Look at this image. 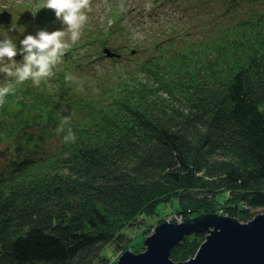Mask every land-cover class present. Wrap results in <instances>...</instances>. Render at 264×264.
<instances>
[{
    "label": "trees",
    "instance_id": "1",
    "mask_svg": "<svg viewBox=\"0 0 264 264\" xmlns=\"http://www.w3.org/2000/svg\"><path fill=\"white\" fill-rule=\"evenodd\" d=\"M216 1L229 4L228 20L208 17L187 32L194 44L182 52L187 59L107 73L101 81L113 88L100 99L101 87L83 85L82 112L68 115L64 105L79 97L77 60L97 66L104 36L120 35L123 50L144 49L119 19L132 13L125 2L111 6L112 34L101 29L69 46L47 83L14 86L0 106V264H116L105 249L122 255L126 232L162 207L186 219L226 200L242 222L264 212V0ZM163 5L177 6L153 0L149 15L163 16L155 11ZM89 71L81 74L92 82ZM63 117H70L64 128L75 133L72 143L62 142L66 132L57 135ZM47 140L56 141L52 153L42 150ZM205 235L182 239L170 259L192 257Z\"/></svg>",
    "mask_w": 264,
    "mask_h": 264
},
{
    "label": "rangeland",
    "instance_id": "2",
    "mask_svg": "<svg viewBox=\"0 0 264 264\" xmlns=\"http://www.w3.org/2000/svg\"><path fill=\"white\" fill-rule=\"evenodd\" d=\"M133 5H131L130 0H91V11L87 13L89 19L88 23L90 24L87 27V30H90L89 35L95 31L103 30L106 34H112L111 22H113L112 12L113 9L111 6L119 5L120 3H126L124 9L126 11L131 10L132 13L130 15H120L119 19L122 23H127L126 30H129V34H132L133 38L138 40L140 46H144V49L138 50V54L134 56H129L127 54L121 58V65L118 68H114V63L111 59H102L98 63L97 66L92 67L91 61L85 62L83 60H77L76 65H79L77 69L79 72H74L72 76L74 79L78 81V85L76 87V97L79 96L74 101H64V105L68 106L66 112L68 115L75 114L79 109L81 112L84 110L82 107L76 103V101L83 95V85H90L92 92H96V86L101 87L99 89V95L97 98H102L105 95L106 89L113 88L112 85L108 86L104 83L103 77L107 75V73H119L123 72L125 69H130L133 73H139L143 68L149 67L150 65H154L155 67L158 65L160 60H163L164 63L167 59H187L188 55H182L183 53H191V48L194 47V44L189 40V37L186 36V33L189 31L195 30L197 25L201 20H205L208 17L212 18V23H215L218 19L219 21H223L225 19L228 20V16L224 13H228L231 11L229 4L227 1H216V0H175L176 8L169 10L168 6L163 5L162 7L155 10L156 12H163V16H151L148 13V3L153 2V0H132ZM164 1V0H163ZM45 0H0V39L4 38H13L16 37L18 40L16 41L17 48L20 47V40L24 38L26 35H33L35 32L40 31L41 28L36 26V23L40 21L37 17V11L43 10ZM218 3L217 11L214 8V4ZM145 5L146 8L141 10V6ZM167 5H169L167 3ZM104 10L102 13L101 10ZM47 16L42 21V25L46 24L49 27L50 32L56 30H63V25H59L60 21L56 19L54 12L52 10L46 9ZM140 11V14L137 13ZM224 14V16H222ZM54 17V25L49 24L51 16ZM105 17L109 20L105 23ZM193 17L197 20L190 21V18ZM98 18V19H97ZM111 21V22H110ZM199 21V22H198ZM38 25V23H37ZM98 25V26H97ZM97 26V27H95ZM22 27V29L20 28ZM95 27V29H94ZM160 27L161 31L158 32L157 28ZM88 35L86 31L82 29L81 38L75 43L69 45H78L81 43L83 39H85ZM105 42L101 44H110L117 45L119 42H124L120 35L115 36H104ZM199 39V38H198ZM153 43L160 45L162 48L161 52L165 55H159V51L156 47H154ZM186 43V44H185ZM191 43V44H190ZM190 44L188 47H186ZM137 49L138 46L132 45L129 47ZM176 53V57L168 58L174 56ZM119 58V59H120ZM156 58V59H155ZM138 61V62H137ZM152 61V62H151ZM156 61V62H154ZM137 62V63H135ZM135 63V64H134ZM141 66V69L139 67ZM164 68V64L161 66ZM90 70V71H89ZM158 71L156 75H159L161 71L159 68L155 69ZM82 71H89L90 76L93 78V81L90 82L88 78L82 76ZM3 76V75H0ZM146 79L147 76H144ZM128 78H124L127 80ZM104 90V91H103ZM103 91V92H102ZM102 92V93H100ZM69 93H66V97ZM142 101V105H146ZM147 106V105H146ZM77 108V109H76ZM77 114L75 117H78ZM64 118V117H63ZM48 148H44V147ZM56 147V141L52 143L47 142L42 147V150L48 153L54 152ZM227 201L224 200L221 202V208L218 206L217 202L212 206H215V210L212 212L221 213L228 215L231 217L229 212L226 210L225 205ZM230 206H232L230 204ZM169 209L162 207L159 209L161 214L159 216H141L137 219L135 226H133L130 230H128L127 237L129 236L130 241L127 244L126 250L129 252L135 253V249H138L142 244L143 240L148 237L153 228L163 222H158L157 220L161 217H164V220L174 216L176 220L183 219L181 215L175 214L174 208L168 212ZM257 210L256 212H258ZM233 218V217H232ZM242 222V221H240ZM138 224V225H137ZM128 240V238H127ZM105 249V254L110 255V259L118 258L121 255L123 250L120 248L118 250H114L113 246L110 245ZM132 246V247H131ZM108 264V262L106 263Z\"/></svg>",
    "mask_w": 264,
    "mask_h": 264
},
{
    "label": "water",
    "instance_id": "3",
    "mask_svg": "<svg viewBox=\"0 0 264 264\" xmlns=\"http://www.w3.org/2000/svg\"><path fill=\"white\" fill-rule=\"evenodd\" d=\"M107 56H113L104 50ZM205 232L195 254L185 261L170 259L171 249L185 237ZM143 251L126 250L116 264H264V212L246 221L216 212L184 218L174 216L157 224L143 240Z\"/></svg>",
    "mask_w": 264,
    "mask_h": 264
},
{
    "label": "clouds",
    "instance_id": "4",
    "mask_svg": "<svg viewBox=\"0 0 264 264\" xmlns=\"http://www.w3.org/2000/svg\"><path fill=\"white\" fill-rule=\"evenodd\" d=\"M43 8L54 12L63 30H40L35 35H26L20 40L19 49L12 38L0 39V75L4 77V83L0 84V106L6 103L9 94H14V86L31 81L33 86L39 87L55 76L54 69L62 63L69 42L75 44L82 36V29L89 19L87 13L91 11V0H45ZM17 55L22 57L19 63L14 60ZM72 79V76H66V80ZM69 120L70 117H64L56 129L57 135L66 132L62 138L66 144L76 139L70 127L64 128Z\"/></svg>",
    "mask_w": 264,
    "mask_h": 264
},
{
    "label": "bare ground",
    "instance_id": "5",
    "mask_svg": "<svg viewBox=\"0 0 264 264\" xmlns=\"http://www.w3.org/2000/svg\"><path fill=\"white\" fill-rule=\"evenodd\" d=\"M103 57H104V59L108 58L107 56H103ZM119 58L120 57H118L117 59L112 61L114 63V65H113L114 68H118L121 65V58L120 59ZM256 211H255V213H257ZM258 212H262V211H258Z\"/></svg>",
    "mask_w": 264,
    "mask_h": 264
},
{
    "label": "built area",
    "instance_id": "6",
    "mask_svg": "<svg viewBox=\"0 0 264 264\" xmlns=\"http://www.w3.org/2000/svg\"><path fill=\"white\" fill-rule=\"evenodd\" d=\"M177 221L180 222V221H182V219H178ZM117 259H118V258H117ZM117 259H116V260H117Z\"/></svg>",
    "mask_w": 264,
    "mask_h": 264
}]
</instances>
